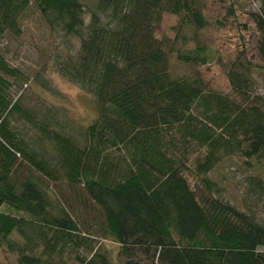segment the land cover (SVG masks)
<instances>
[{
    "label": "trees",
    "instance_id": "16d2710c",
    "mask_svg": "<svg viewBox=\"0 0 264 264\" xmlns=\"http://www.w3.org/2000/svg\"><path fill=\"white\" fill-rule=\"evenodd\" d=\"M221 1L231 10L232 0ZM253 1L262 63L240 51L223 93L169 72L168 54L200 65L204 46L184 49L180 30L166 45L154 34L164 13L180 15L192 36L204 29L198 0H96L86 25L79 0H0V39L18 33L31 5L50 29L78 39L53 69L90 94L96 111L84 146L53 131L56 157H44L11 125L22 112L12 88L26 77L0 53V252L15 255L0 264H264V224L216 198L207 177L224 156H264V96L250 74L264 73V0ZM57 180L82 185L102 216L99 230L119 245L117 259L51 193L47 182ZM248 182L251 194L264 189L258 177Z\"/></svg>",
    "mask_w": 264,
    "mask_h": 264
},
{
    "label": "rangeland",
    "instance_id": "374dc122",
    "mask_svg": "<svg viewBox=\"0 0 264 264\" xmlns=\"http://www.w3.org/2000/svg\"><path fill=\"white\" fill-rule=\"evenodd\" d=\"M79 1L84 6L86 25L96 0ZM198 1L207 19L204 29L195 30L192 36V27H180V15L164 13L154 34L166 45L175 41L180 30L187 37L182 45L184 49L204 46L207 58L200 65L182 62L175 54H168L169 72L174 77H199L206 89L227 93L230 88L226 70L240 51L245 59L255 64L262 63L255 47L258 35L251 21V13L258 9L259 2L232 0L230 10V2L227 1ZM18 26V33L6 32L0 39L2 56L26 77L21 87L12 88L15 98L20 99L18 103L22 112L11 114V125L29 147L42 151L44 157H51L54 161L57 153L51 133L60 132L82 147L86 143L85 128L96 115L92 96L53 69V62L58 56L75 54L78 39L50 29L34 5L23 11ZM250 74L253 92L264 96V73L255 68ZM23 171L27 170L23 168ZM207 177L215 185L213 194L216 198L242 212L250 210L255 219L264 224V189L254 194L248 190V179L251 177L264 181V156L248 160L237 155L224 156L207 173ZM47 183L51 193L58 195L67 207L77 210L84 217L80 223L81 231H91L95 244H100L111 257L117 259L119 245L99 230L102 216L84 196L82 185L71 187L60 180ZM14 257L5 250L0 252V262L13 263Z\"/></svg>",
    "mask_w": 264,
    "mask_h": 264
}]
</instances>
